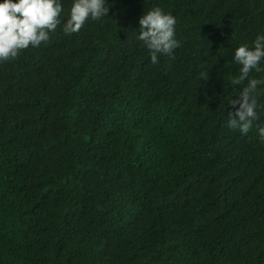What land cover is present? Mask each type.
I'll return each instance as SVG.
<instances>
[{
	"label": "trees",
	"instance_id": "16d2710c",
	"mask_svg": "<svg viewBox=\"0 0 264 264\" xmlns=\"http://www.w3.org/2000/svg\"><path fill=\"white\" fill-rule=\"evenodd\" d=\"M61 3L46 44L0 62V264H264V96L227 127L264 0H106L70 35ZM156 6L180 45L153 64Z\"/></svg>",
	"mask_w": 264,
	"mask_h": 264
},
{
	"label": "clouds",
	"instance_id": "9594fccd",
	"mask_svg": "<svg viewBox=\"0 0 264 264\" xmlns=\"http://www.w3.org/2000/svg\"><path fill=\"white\" fill-rule=\"evenodd\" d=\"M63 11L61 0H0V62L13 61L28 48L46 44L50 33L61 26ZM108 12L106 0H72L62 31L77 33L89 19L100 21ZM176 23L175 16L159 6L140 16L137 39L149 50L153 64L159 63V55L174 58L173 52L180 45ZM253 45L241 43L235 49L233 61L240 67L238 75L230 79L232 85L242 87L228 102L232 110L228 111L227 127L242 134H247L258 119L256 109L262 107L259 97L264 96V88H258L264 85V77L251 76L253 71L264 73V35H257ZM200 78L207 80L208 71L201 72ZM258 136L264 142V125L258 127Z\"/></svg>",
	"mask_w": 264,
	"mask_h": 264
}]
</instances>
